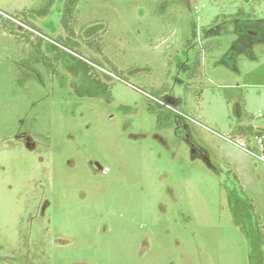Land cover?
Listing matches in <instances>:
<instances>
[{
	"label": "rangeland",
	"instance_id": "1",
	"mask_svg": "<svg viewBox=\"0 0 264 264\" xmlns=\"http://www.w3.org/2000/svg\"><path fill=\"white\" fill-rule=\"evenodd\" d=\"M57 1L29 16L49 37L62 33ZM84 24L103 52L67 42L106 71L110 101L65 67L61 88L0 30V264H257L264 165L228 139L264 128V0H82ZM150 105L174 126L158 128Z\"/></svg>",
	"mask_w": 264,
	"mask_h": 264
},
{
	"label": "trees",
	"instance_id": "2",
	"mask_svg": "<svg viewBox=\"0 0 264 264\" xmlns=\"http://www.w3.org/2000/svg\"><path fill=\"white\" fill-rule=\"evenodd\" d=\"M57 2V0H39L37 6H31L27 10L14 14L0 11L1 32H5L9 38L12 37L18 50L21 51V55L27 57L28 61L33 65L41 66L48 76L53 77L59 82L61 88L67 87L69 81L66 74L64 76L61 74V69L65 67L74 75L72 82L82 87L83 91L98 94L109 101L112 100L113 83L104 80L105 73L99 70L103 67L86 58L78 49H75L67 42L68 38L78 39L96 53L101 54L103 52L95 37L89 39L83 37L82 33L88 24L82 25L78 30L76 29L79 22L82 0H63L60 15L62 33H58L55 37L45 35L40 26L29 18V16H36L45 19L51 16ZM192 24V39L187 43L190 46L197 38L196 24L194 22ZM214 46L205 44L197 51L186 73L188 80L195 81L201 78L202 54L211 51L214 49ZM113 69L117 71L116 68ZM161 89L154 91L156 94L152 93V96L156 97V95L162 94L163 90ZM74 105L73 115H75L76 109L79 106L78 103ZM148 110L150 113L157 115V126L161 130L174 126L173 110H156L152 105L149 106ZM248 118L250 122L253 121L251 117L248 116ZM257 135L264 136V128L255 127L252 123L238 124L231 129L232 140L249 139ZM247 206L248 208H253L251 204ZM256 263L264 264V258H260Z\"/></svg>",
	"mask_w": 264,
	"mask_h": 264
},
{
	"label": "built area",
	"instance_id": "3",
	"mask_svg": "<svg viewBox=\"0 0 264 264\" xmlns=\"http://www.w3.org/2000/svg\"><path fill=\"white\" fill-rule=\"evenodd\" d=\"M102 71L106 72L102 69ZM109 75L115 77L114 74ZM263 116L260 114V117ZM228 142H230L232 145L238 147L241 151H243L245 154L251 156L254 158L257 162L264 165V136L263 135H257L252 138H246V139H237L232 140L228 139Z\"/></svg>",
	"mask_w": 264,
	"mask_h": 264
}]
</instances>
